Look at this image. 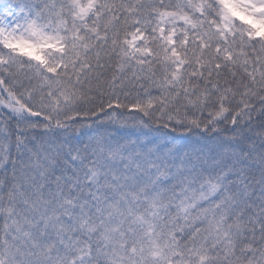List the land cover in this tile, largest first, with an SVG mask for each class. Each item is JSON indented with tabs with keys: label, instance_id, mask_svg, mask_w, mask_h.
<instances>
[{
	"label": "snow or ice",
	"instance_id": "1",
	"mask_svg": "<svg viewBox=\"0 0 264 264\" xmlns=\"http://www.w3.org/2000/svg\"><path fill=\"white\" fill-rule=\"evenodd\" d=\"M0 264H264V0H0Z\"/></svg>",
	"mask_w": 264,
	"mask_h": 264
}]
</instances>
